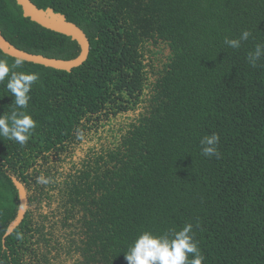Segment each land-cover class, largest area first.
<instances>
[{"label": "trees", "instance_id": "obj_1", "mask_svg": "<svg viewBox=\"0 0 264 264\" xmlns=\"http://www.w3.org/2000/svg\"><path fill=\"white\" fill-rule=\"evenodd\" d=\"M32 1L76 23L90 50L69 71L25 60L12 69L39 79L25 109L36 121L28 142L0 138V264H128L141 232L186 223L202 264H264V56L256 67L246 59L264 43V0ZM244 29L252 35L239 49L224 44ZM0 30L25 51L79 52L15 0H0ZM0 59L15 57L0 50ZM7 80L0 115L15 107ZM92 130L105 142L76 158ZM212 133L219 158L201 154ZM10 174L29 207L3 237L18 207Z\"/></svg>", "mask_w": 264, "mask_h": 264}, {"label": "clouds", "instance_id": "obj_2", "mask_svg": "<svg viewBox=\"0 0 264 264\" xmlns=\"http://www.w3.org/2000/svg\"><path fill=\"white\" fill-rule=\"evenodd\" d=\"M252 35L251 30L244 29L239 37L224 39V44L232 49H239L242 41H247ZM264 56V43H257L254 50L249 51L246 59L252 67ZM22 58H15L11 66L7 60L0 59V82L7 77L6 89L14 96V108L9 115H0V138L14 140L21 146L28 142L36 121L25 109L30 100L32 85L39 79L35 72H16L12 69L20 68L24 64ZM220 137L212 133L201 138V154L205 157H220L218 151ZM38 182L48 183L44 177ZM193 225L186 223L179 230H169L154 233L150 230L141 232L124 252L128 264H202L205 257L194 239ZM191 255V259L189 256Z\"/></svg>", "mask_w": 264, "mask_h": 264}, {"label": "water", "instance_id": "obj_3", "mask_svg": "<svg viewBox=\"0 0 264 264\" xmlns=\"http://www.w3.org/2000/svg\"><path fill=\"white\" fill-rule=\"evenodd\" d=\"M15 1L20 5L25 17H29L32 21L37 22L47 29L60 32L76 40L79 45V52L75 57L65 59L25 51L8 41L0 30V50L2 52L15 58H22L25 61L68 71L81 65L87 59L90 50L89 39L85 32L76 23L67 20L63 13L56 12L51 7H38L32 0ZM10 177L17 188L18 207L16 216L9 223L3 237L9 235L20 224L27 208L29 207L28 192L25 184L13 174H10ZM4 240L5 239H3V241Z\"/></svg>", "mask_w": 264, "mask_h": 264}, {"label": "rangeland", "instance_id": "obj_4", "mask_svg": "<svg viewBox=\"0 0 264 264\" xmlns=\"http://www.w3.org/2000/svg\"><path fill=\"white\" fill-rule=\"evenodd\" d=\"M89 134L88 136H90L91 138H87L85 137L81 143H77L75 145V152H74V155L75 157H81V156H86L87 155V150L89 149V146H91L92 144H95L98 142V144H96V147H99L100 144L104 143L105 142V138L102 139L101 141H97V137L95 136V130H92V131H88ZM44 211H46V208L44 207L43 208ZM66 256H63L61 260H63L64 262L62 263H65L66 262Z\"/></svg>", "mask_w": 264, "mask_h": 264}, {"label": "flooded vegetation", "instance_id": "obj_5", "mask_svg": "<svg viewBox=\"0 0 264 264\" xmlns=\"http://www.w3.org/2000/svg\"><path fill=\"white\" fill-rule=\"evenodd\" d=\"M53 253H54V251L52 252V254H53ZM52 258H53V257H52ZM51 261H52V262L55 261L54 264H61V263H60L61 260H60L59 258H53V259H51ZM64 264H72V260H71L69 257H67V261H66Z\"/></svg>", "mask_w": 264, "mask_h": 264}]
</instances>
